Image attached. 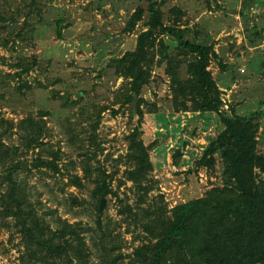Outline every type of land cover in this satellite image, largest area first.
Instances as JSON below:
<instances>
[{"label": "rangeland", "instance_id": "374dc122", "mask_svg": "<svg viewBox=\"0 0 264 264\" xmlns=\"http://www.w3.org/2000/svg\"><path fill=\"white\" fill-rule=\"evenodd\" d=\"M144 1L0 0V118L15 124L28 116L43 120L45 142L62 151L59 164L65 176L37 174L31 177V184L43 193L40 199L46 208L57 210L72 223L82 222L83 236L93 252L89 264H101L99 249L93 244L99 227L90 207L92 188L86 181L82 189L68 186L69 176H84V154L113 176L115 194L110 196L102 227L122 246L117 251L125 258L120 264H128L134 249L145 241L140 222L146 221L145 211L165 207L170 215L185 201V193L203 198L222 183L221 172L200 170L190 176L189 183L184 175L210 139L223 131L221 114L176 109L169 79L164 69L156 66L142 105L145 125L141 138L151 148L154 163L145 183L151 191L144 197L127 180V138L137 119L130 106L122 105L125 80L117 78L108 63L135 50L138 36L148 30L144 22L128 30L133 13ZM157 2L164 4L169 26L189 28L190 40L213 46L217 57L212 58L209 70L222 92V112L226 116L263 112L258 140L260 151H264V41L256 48L249 43L250 28H264V0L253 1L249 11L244 9V0ZM161 39L176 46L171 37ZM34 59L37 65L26 71ZM16 132L5 135V145L19 144ZM177 151L182 154L181 167L174 163ZM34 156L29 154L28 159ZM72 197L82 205L73 204ZM129 206L133 214L128 213ZM8 225L0 221V264H24L20 236Z\"/></svg>", "mask_w": 264, "mask_h": 264}, {"label": "trees", "instance_id": "16d2710c", "mask_svg": "<svg viewBox=\"0 0 264 264\" xmlns=\"http://www.w3.org/2000/svg\"><path fill=\"white\" fill-rule=\"evenodd\" d=\"M253 1L244 0L246 11ZM163 5L157 0H145L135 10L128 30L140 22L148 30L138 36L135 50L108 63L116 77L125 80L122 105L130 106L137 119V126L127 138L126 177L144 197L151 191L145 183L154 171V163L151 148L141 138L145 125L142 105L143 92L151 83L156 66L162 67L169 79L176 109L221 114L223 131L210 139L202 156L184 175L188 182L200 170L221 172L222 183L208 190L203 198L185 193V201L177 204L170 215L165 207L145 211L146 221L140 220L145 241L134 249L128 264H264V151H260L258 140L263 112L245 116L235 112L226 116L222 112V92L209 70L212 58L217 57L213 46L190 40L189 28L177 30L169 26ZM171 13L177 15L175 10ZM163 36L175 40L176 46L164 42ZM263 41L264 28L258 25L250 28L252 48L261 46ZM36 65L34 59L26 71ZM45 126L43 120L40 122L33 116L18 124L0 118V221L8 223L20 236L24 264H89L93 252L83 236L86 230H82V222L72 223L57 210L46 208L40 199L43 193L31 184V177L37 174L47 178L65 176L59 164L62 151L45 142ZM93 129L96 132L97 125ZM12 131H17L20 137L17 146L4 144L3 138ZM31 153L36 156L29 160ZM181 158V152L177 151L174 156L177 167H181ZM83 173V177L69 176L68 186L82 189L85 181L91 186L90 207L99 227L93 244L99 249L101 264H120L125 259L117 252L122 246L102 227L110 196L115 194L113 176L96 166L87 154ZM72 201L82 205L76 197ZM126 209L133 214L130 206Z\"/></svg>", "mask_w": 264, "mask_h": 264}, {"label": "built area", "instance_id": "2783aa9c", "mask_svg": "<svg viewBox=\"0 0 264 264\" xmlns=\"http://www.w3.org/2000/svg\"><path fill=\"white\" fill-rule=\"evenodd\" d=\"M245 72V70H242V73H244Z\"/></svg>", "mask_w": 264, "mask_h": 264}]
</instances>
